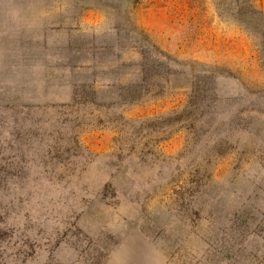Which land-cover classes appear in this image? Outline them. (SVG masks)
<instances>
[{"label": "rangeland", "instance_id": "obj_1", "mask_svg": "<svg viewBox=\"0 0 264 264\" xmlns=\"http://www.w3.org/2000/svg\"><path fill=\"white\" fill-rule=\"evenodd\" d=\"M0 264H264V0H0Z\"/></svg>", "mask_w": 264, "mask_h": 264}]
</instances>
